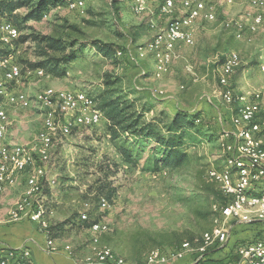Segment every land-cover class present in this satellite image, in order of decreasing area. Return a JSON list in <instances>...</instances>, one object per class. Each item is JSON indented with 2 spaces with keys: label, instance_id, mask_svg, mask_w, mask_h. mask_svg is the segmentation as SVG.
I'll return each instance as SVG.
<instances>
[{
  "label": "rangeland",
  "instance_id": "obj_1",
  "mask_svg": "<svg viewBox=\"0 0 264 264\" xmlns=\"http://www.w3.org/2000/svg\"><path fill=\"white\" fill-rule=\"evenodd\" d=\"M249 2L218 0L217 20H198L194 44L179 48L177 58L160 78L153 77L155 62L152 56L140 57L138 54L139 48L155 35L150 26L153 16L133 13L130 0H91L84 10L60 5L52 8L42 21L27 24L21 36L31 33L55 35L66 40L77 39L78 45H83L81 56L66 65L65 76L40 78L28 74L32 69L25 64V61L38 60L35 42L31 38L21 42L19 60L24 71L17 87L31 96L46 87H54L84 90L97 99L104 90L106 75L112 74L122 78V88L130 98H140L137 106H141L144 100L154 103L148 117L161 110L172 116L177 107L202 110L198 125L203 131L199 134V142L186 147L190 159L176 170L152 173L126 164L107 136L106 121L95 128H75L68 136H57L50 160L47 163L38 161L56 183L47 187L46 180H43L45 191L34 197L35 202L42 201L47 208L46 219L51 226L87 209L92 218L97 217L109 225V231L101 234L100 243L110 246L117 254L129 259V246L135 237L150 246L140 258L141 264H145L149 250L160 248L170 252L180 246L177 238L182 242L187 240L188 234L198 238L213 228L220 189L208 172L213 166L222 168L226 156L219 137L223 130L220 124H227L224 113L228 109L218 95V74L229 52L237 51L242 58L241 68L231 78L235 92L241 94L264 88V74L258 66L264 62V26L250 38L239 39L233 30L223 25L225 20L247 10ZM17 12L25 14L27 9L21 8ZM154 19L164 24L165 20ZM97 39L119 47L117 51L122 54L117 55V65L104 58L93 46ZM131 52L136 59H131ZM9 114L13 125L7 140L11 143H31L43 129V116L34 103L29 108L11 107ZM100 178H106L118 189L114 202L107 209H101L94 195L90 194L96 190ZM22 185L16 191L15 201L22 195ZM77 222L73 219L63 229L56 227L53 230L57 234L52 237L57 244L54 253H67L65 247L70 245L75 264H85V258L93 254L92 234L89 228ZM0 227L15 230L11 234L14 240L31 237L41 238L44 243L47 240L45 232L29 218L10 222L8 213H4L0 216ZM236 248L229 249L230 253L229 250L215 249L209 256L228 260ZM192 261L194 256L168 264Z\"/></svg>",
  "mask_w": 264,
  "mask_h": 264
},
{
  "label": "built area",
  "instance_id": "obj_2",
  "mask_svg": "<svg viewBox=\"0 0 264 264\" xmlns=\"http://www.w3.org/2000/svg\"><path fill=\"white\" fill-rule=\"evenodd\" d=\"M90 1L68 0L67 6L72 10H84ZM217 2L218 0H130L133 13H148L153 16L150 26L155 35L139 48L138 54L140 57L152 56L155 78L162 77L168 71L178 56L179 48L194 44L198 20H217ZM154 17L165 20L164 24H159ZM223 25L233 30L236 38H250L264 26V0H250L247 10L235 18L225 20ZM21 35V31L0 13V194L14 185L20 174L28 171L26 189L10 209L9 221L19 222L29 218L36 222L46 232L47 240L43 249L54 253L57 251V244L48 235V210L42 201L35 202L34 197L42 194L43 180L50 187L56 181L47 176L46 168L39 165L38 161L47 163L50 160L57 136H68L75 128L98 127L106 118L98 108L95 96L84 90L46 87L31 96L16 89L23 76V66L19 61ZM121 54L122 51L117 52L118 56ZM131 59H136L132 52ZM241 65L239 52L231 51L225 57L218 74V95L230 110L229 121L232 127H223L219 137L220 146L226 153L223 167L213 166L208 172L209 177L226 196L227 203L216 205L214 226L210 231L195 238L194 242L183 241L170 252H164L160 248L149 250L145 256V264H168L192 254L199 255V259L214 246L222 248L229 242L233 221H264V88L237 94L231 87V78ZM258 66L264 74V62ZM32 73L40 78L51 77L43 68L28 71V74ZM33 103L43 116V129L31 143L9 142L7 135L13 125L9 108H29ZM86 206L89 207V203ZM109 207L108 200L101 198L100 208ZM88 219V210L81 211L79 220ZM109 229V225L102 220L90 226L93 254L85 258V264H136L117 254L110 246L100 243L101 234L107 233ZM21 248L0 249V264H20L17 250ZM65 251L72 257L70 245L65 247ZM237 252L239 264H264L263 240L241 244ZM22 255L30 258L31 252L24 249Z\"/></svg>",
  "mask_w": 264,
  "mask_h": 264
},
{
  "label": "trees",
  "instance_id": "obj_3",
  "mask_svg": "<svg viewBox=\"0 0 264 264\" xmlns=\"http://www.w3.org/2000/svg\"><path fill=\"white\" fill-rule=\"evenodd\" d=\"M67 4L68 0H0V13L22 31L27 28L29 22L42 21L52 8ZM21 8H26L27 12L19 14L17 11ZM29 38L35 42L38 60L35 62L25 61L26 66L32 70L43 68L50 75L57 77L65 76L67 74L66 65L78 59L83 53V45H78L77 39L66 40L60 36L31 33L21 36L19 43ZM93 46L112 64L117 65L119 63L117 57L119 47L117 45L97 39L93 41ZM122 81L121 77H113L112 74H107L104 90L96 99L98 108L106 118V132L107 135H110L109 139L115 151L125 163L134 167L138 166L145 172L159 173L164 169L176 170L181 168L190 159L186 147L196 145L199 142V134L203 131L197 122L198 120L201 122L202 110L177 107L172 116L166 110H161L148 117L147 115L153 111L154 103L150 100H144L141 106H137V100L140 98H130V94L122 88ZM201 126L203 125L201 124ZM98 180L96 190L90 194L94 195L99 207L103 197L110 204L113 203L118 189L106 178ZM46 186L48 187V184ZM43 191H45L44 187ZM217 198L219 204L227 203V198L221 190L217 193ZM88 213L89 219L87 221L79 220L80 213L75 212L72 217L57 224V226L50 225L47 230L48 235L51 238L56 237L57 234L53 230L56 227L63 229L73 219L78 221V225L86 228H90L93 223L100 221L97 217L92 218L89 211ZM255 223L264 224V221H255ZM195 238L193 234H188L186 237L187 241L190 242H194ZM232 240H229L222 248L214 246L199 259L197 254L189 255L190 257L194 256V261L187 264H226L227 261L228 264H239L240 257L237 249L247 241L238 244L233 238ZM257 240L264 241V236L253 241ZM132 242L129 246V259L141 264L140 258L150 246L145 242L142 243L138 237H135ZM172 242L170 241V243ZM176 242L181 245V238H177ZM235 246H237L236 252H231L228 260H216L209 256L212 250H234ZM0 249L6 250L7 247H0ZM24 249L28 248L22 247L17 250L20 264H37L31 258L23 257ZM189 256L182 261L187 260ZM1 259L0 255V262Z\"/></svg>",
  "mask_w": 264,
  "mask_h": 264
},
{
  "label": "crops",
  "instance_id": "obj_4",
  "mask_svg": "<svg viewBox=\"0 0 264 264\" xmlns=\"http://www.w3.org/2000/svg\"><path fill=\"white\" fill-rule=\"evenodd\" d=\"M16 89L20 90V88L17 86ZM224 114H226L225 119L227 120L226 121L227 124L224 125L220 121V123H222L220 124L221 125L220 127L231 128L232 126L229 121L230 110L229 109L226 110ZM28 175H29L28 171L20 174L17 177L16 183L12 186H9L3 193L0 194V216H2L4 213L5 214L9 213L10 209L16 203L17 200L15 201V195H16V191L19 189L20 184H23L21 191V193L23 194L27 186ZM231 226H232L231 234L234 233V236L232 235V238L234 237V239L236 238L237 240L240 241L250 242L260 238L261 236H264V224H257L255 222H253L252 224H248V223L244 224L237 222L235 220L232 222ZM13 231L15 230L8 229L7 227H0L1 248L27 247L31 252V257H30L31 260L37 264H75L73 257H69L68 254L64 253L63 251L57 253H48L47 251H45L43 249L45 243L42 242L41 238H38V240L36 237L14 240V238L11 237V234L15 233ZM31 244H33V246Z\"/></svg>",
  "mask_w": 264,
  "mask_h": 264
}]
</instances>
